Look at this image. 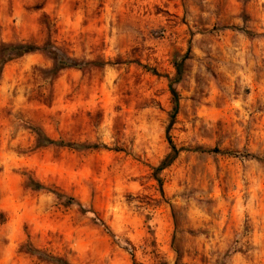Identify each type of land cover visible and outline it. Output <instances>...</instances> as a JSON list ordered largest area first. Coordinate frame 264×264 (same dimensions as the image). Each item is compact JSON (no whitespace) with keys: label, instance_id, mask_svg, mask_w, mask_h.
Segmentation results:
<instances>
[{"label":"rangeland","instance_id":"rangeland-1","mask_svg":"<svg viewBox=\"0 0 264 264\" xmlns=\"http://www.w3.org/2000/svg\"><path fill=\"white\" fill-rule=\"evenodd\" d=\"M248 1L0 0V264H264Z\"/></svg>","mask_w":264,"mask_h":264},{"label":"trees","instance_id":"trees-1","mask_svg":"<svg viewBox=\"0 0 264 264\" xmlns=\"http://www.w3.org/2000/svg\"><path fill=\"white\" fill-rule=\"evenodd\" d=\"M6 50H8L9 52H12L15 54V58L17 57H21L25 54H30V53H33L37 50H39L37 47H34V46H23V45H19V46H9V47H6ZM58 57L56 55H54V60H56V64L58 66H56L57 68H70V67H75L76 65H72L70 62H66V61H63V60H60V61H57ZM177 76H176V79L174 81V83H178L179 82V68H177ZM172 84L173 83H170V91H171V94L176 102L177 100V96H176V92L175 90L172 88ZM168 143L170 145V153L166 156V158L162 161V163L160 164L159 168H158V171H161L163 169H165L166 167H168L175 159L176 157L178 156L180 150H177L175 148V146L171 143V141L169 140L168 138ZM47 145H60V143H57L55 141H47L46 142ZM55 262V260H54ZM57 262V261H56Z\"/></svg>","mask_w":264,"mask_h":264},{"label":"crops","instance_id":"crops-1","mask_svg":"<svg viewBox=\"0 0 264 264\" xmlns=\"http://www.w3.org/2000/svg\"><path fill=\"white\" fill-rule=\"evenodd\" d=\"M231 3L229 16L233 18H237L241 13V4H238L237 0H229ZM245 15L250 17L251 19H257L260 23L259 32L264 31V0H249L245 7Z\"/></svg>","mask_w":264,"mask_h":264}]
</instances>
